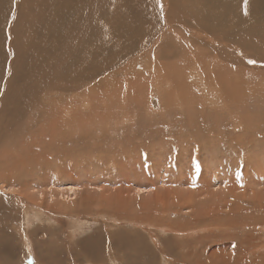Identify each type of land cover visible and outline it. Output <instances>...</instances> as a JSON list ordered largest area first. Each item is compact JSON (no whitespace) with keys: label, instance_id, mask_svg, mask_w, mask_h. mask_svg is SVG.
<instances>
[{"label":"rangeland","instance_id":"rangeland-1","mask_svg":"<svg viewBox=\"0 0 264 264\" xmlns=\"http://www.w3.org/2000/svg\"><path fill=\"white\" fill-rule=\"evenodd\" d=\"M209 38L159 71L138 63L38 91L42 118L0 143L19 155L0 158V195L15 206L0 215V264H264V58L226 66L230 41ZM108 240L118 251L96 259Z\"/></svg>","mask_w":264,"mask_h":264},{"label":"bare ground","instance_id":"bare-ground-1","mask_svg":"<svg viewBox=\"0 0 264 264\" xmlns=\"http://www.w3.org/2000/svg\"><path fill=\"white\" fill-rule=\"evenodd\" d=\"M256 32L258 37L250 36ZM210 35L219 41V38L230 41L221 55L226 66L236 61L254 66L253 57L264 58V0H0V110H5L0 124V143L5 131H15L13 127L23 117L31 115L25 125L27 131L42 118L39 110H34L37 102L33 98L40 89L54 83H58L60 89L64 82H93L102 76L111 77L121 72L122 66L134 67L138 63L159 71L169 66L162 63L167 62L169 56L177 58V55L196 47L203 37L205 42L214 40L209 38ZM212 46L214 52L224 49L217 44ZM240 51H245L244 57L240 56ZM190 53L194 54L193 49ZM193 56L200 67H205L211 60V56L202 58L204 60L200 55ZM204 70L199 78L206 81ZM136 76L139 78V74ZM59 109L57 107L55 111ZM33 110L36 117L31 114ZM21 132L25 133L24 130ZM0 151V158L5 162L19 156L5 155L3 150ZM2 168L8 170L0 163V170ZM8 204L15 207L0 195V215L11 212ZM176 236L192 237L186 230L177 232ZM102 239L103 236L95 234L81 242L79 247ZM108 241L110 244L100 249L96 259L109 249L118 251L119 245ZM131 241L132 238L127 237L121 242L132 244ZM141 250L146 253L143 247ZM77 251L67 250V254L77 260L80 258ZM166 257L168 255H163V259Z\"/></svg>","mask_w":264,"mask_h":264}]
</instances>
